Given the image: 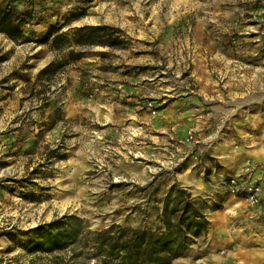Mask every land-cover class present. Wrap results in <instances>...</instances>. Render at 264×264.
<instances>
[{
  "label": "rangeland",
  "instance_id": "obj_1",
  "mask_svg": "<svg viewBox=\"0 0 264 264\" xmlns=\"http://www.w3.org/2000/svg\"><path fill=\"white\" fill-rule=\"evenodd\" d=\"M169 2L0 0L21 30L17 39L0 33V264H37L23 249L25 232L65 214L77 213L91 230L112 223L155 228L173 184L207 203V230L180 264H217L214 255L236 253L233 246H214L220 236L212 223L225 233L237 230L241 236L232 243L248 233L257 238L255 230L239 228L246 223L236 204L244 197L230 194L226 184L241 173L254 181L264 172V0ZM96 25L120 30L118 43L83 41L77 30ZM196 36L208 48L215 40L219 50H234V75L246 82L220 85L218 95L203 87L200 127H190L186 141L173 129H148L145 121L160 110L152 99L132 105L104 94V66L142 63L143 50H187ZM70 48L82 57L67 60ZM50 62L56 63L50 78L38 77ZM228 90L231 97L244 91L248 101L235 97V107L227 106ZM218 97L224 102L214 111ZM261 224L262 241L236 253L240 264H264Z\"/></svg>",
  "mask_w": 264,
  "mask_h": 264
},
{
  "label": "trees",
  "instance_id": "obj_2",
  "mask_svg": "<svg viewBox=\"0 0 264 264\" xmlns=\"http://www.w3.org/2000/svg\"><path fill=\"white\" fill-rule=\"evenodd\" d=\"M11 11L12 8L0 7V33L17 39L21 30ZM77 32L85 33L82 40L93 46L116 45V34L121 33L104 25L84 26ZM65 57L76 60L82 56L70 48ZM55 64L43 67L38 77L50 78ZM206 208L205 200L173 184L162 198L156 214L159 225L155 228L112 223L91 230L77 213H71L25 232L23 249L25 254L38 258L37 264H172L206 232Z\"/></svg>",
  "mask_w": 264,
  "mask_h": 264
},
{
  "label": "crops",
  "instance_id": "obj_3",
  "mask_svg": "<svg viewBox=\"0 0 264 264\" xmlns=\"http://www.w3.org/2000/svg\"><path fill=\"white\" fill-rule=\"evenodd\" d=\"M173 1L169 2V7L171 5L180 6L181 0ZM195 42L196 45L194 44L191 48L188 47L187 50H143L141 53L144 56L142 63L130 59L129 61H120L114 69L104 66L99 70L103 77L101 80L105 83L104 94L110 97L125 98V100H130L132 105L142 104V102L147 101L146 99H152L160 106V110L156 117L148 118L145 121L147 125H150L148 129L159 133L173 129L174 136L179 141H186V135L189 133L190 127L193 126L195 129L200 127L196 120L203 117V109L199 108L201 101L197 100V97L203 95L206 88L210 87L211 91L216 90L215 94L218 95L220 85L234 87L240 82L242 84L246 82L245 77L236 79L234 75V50H219L215 40H211V46L208 48V46L199 44L197 36ZM213 72H221L222 76L227 75V78L213 77ZM223 72H227V74H223ZM192 88L194 90L196 88V91H193ZM227 93V106L232 105L235 107V103L238 101L234 100L235 97L241 96L244 102L245 100L248 101L249 98V95L245 94L244 91L242 94L232 97L229 96L231 91L228 90ZM220 99L218 97L216 110L212 108L214 111L221 108L224 100ZM193 105H195V108H192ZM232 111L228 107L229 114ZM127 113L134 114V107H131ZM145 117L147 116L142 114L141 119ZM254 181L262 189L260 205L256 208L249 207L247 203H244V198L239 199V203L236 205L242 204L243 213L240 214L239 211V215L243 217L246 223L239 228L251 232L255 230L258 234L257 238H252V233H248L249 237L248 235L241 237V240L232 243L241 236L240 233L236 232L237 230L230 232V228H227L225 233L217 222L216 224L212 223L211 227L212 233L220 236L215 241L214 246L219 247L221 243L233 246L232 248L237 253L241 249L253 247L257 241H262L263 234L260 227H262L261 223L264 221V213L260 215L259 212L264 211V172ZM216 217L219 221V217ZM258 220H260V223H257ZM236 253L229 251L223 258L214 255L215 262L217 264H240L239 261L235 260Z\"/></svg>",
  "mask_w": 264,
  "mask_h": 264
},
{
  "label": "built area",
  "instance_id": "obj_4",
  "mask_svg": "<svg viewBox=\"0 0 264 264\" xmlns=\"http://www.w3.org/2000/svg\"><path fill=\"white\" fill-rule=\"evenodd\" d=\"M148 110L155 114L154 106L151 102L145 104ZM227 190L233 196H242L250 207H258L261 202V186L251 180L246 173L229 178L227 181ZM262 214L264 211L262 210Z\"/></svg>",
  "mask_w": 264,
  "mask_h": 264
},
{
  "label": "bare ground",
  "instance_id": "obj_5",
  "mask_svg": "<svg viewBox=\"0 0 264 264\" xmlns=\"http://www.w3.org/2000/svg\"><path fill=\"white\" fill-rule=\"evenodd\" d=\"M73 202V201H72ZM179 261H180V258L179 259H176V260H174L173 262H174V264H180L179 263Z\"/></svg>",
  "mask_w": 264,
  "mask_h": 264
}]
</instances>
